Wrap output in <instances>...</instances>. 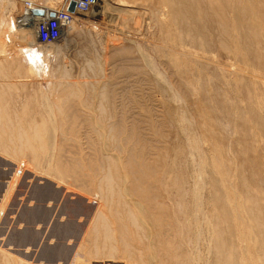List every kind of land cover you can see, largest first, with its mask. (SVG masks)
Returning <instances> with one entry per match:
<instances>
[{"label": "rangeland", "instance_id": "obj_1", "mask_svg": "<svg viewBox=\"0 0 264 264\" xmlns=\"http://www.w3.org/2000/svg\"><path fill=\"white\" fill-rule=\"evenodd\" d=\"M31 1L42 6L47 5L46 1L48 0ZM173 1L105 0L102 6L89 13L79 12L76 18V27L69 28L71 30L66 35L63 34L48 53L46 48H49L51 44H43L45 45L43 47L38 46V43L41 42L40 40L36 41L33 30L29 41L30 46H27L36 51L35 61L31 62L19 50L25 37L22 42L18 41L19 33L16 32L17 26L34 23L33 18L26 15L27 11L24 9L26 0H0L1 8L3 7L0 14L4 12L6 22L8 21L5 32L1 34L3 41H9L4 48L14 49L10 56L5 57V53L2 51L3 45H0V89L7 90L10 95L7 94L5 99L1 98L6 101L0 100V113L2 114H0V121L2 120L4 127V131L0 132V135H4L1 138H4L5 141L4 144H0V264H147L142 258L146 257L151 247L144 233L145 229L153 223V218H156L154 221L161 232L158 236L156 235L155 240L157 252L162 259L161 264H169L167 261L171 260H174L176 264H215V252L211 248L212 246L208 247V240L213 232H209L208 227L201 224V242L197 250L195 249L193 262H188V258L191 257L189 252L191 250L193 252V249H189L190 245H188L189 238L192 240V236H188L185 232L184 234L188 237L186 238L183 235L184 231L180 232L178 229L180 227L177 223L175 224L176 212L179 211L178 203L182 198L178 197L181 195V191L177 190L178 188L173 183V178L176 175L173 173L176 171L173 166L176 154L173 145L184 140H180L183 139L182 134L175 130L169 121V108L164 105L169 101L153 85V74L161 73L166 76L170 83L168 85H172L171 89L182 93L183 91L177 84L179 79H177L174 69L168 64V56L172 52L180 53L184 50L190 52L197 61L195 64L200 65L197 67L201 70V81L204 82L206 79L210 94L229 103L236 118L235 114L239 110L249 111L254 101L259 103L258 113L264 115V87H262L264 77L261 76L264 75V68H259L262 71L254 70L251 61L240 60L221 50L217 45L210 52L200 49L192 42L188 34L180 32L179 22H173L174 13L171 10L175 6V1ZM64 2L65 0H50L49 3L54 8L60 9ZM106 4L110 11L103 15L102 9ZM112 7L117 10H111ZM95 11L100 12L101 17L97 16ZM216 30V28L211 30L213 37L215 36L214 40L219 37ZM178 35L183 37L182 43L176 39ZM231 35L235 36L236 34L233 31ZM6 36H8L7 39ZM232 39L233 37L228 38L230 44H232ZM113 43L116 45L114 46ZM163 54H168V56ZM251 81H255L257 85L255 100L249 99L242 91V86ZM99 89L103 90L102 93H99ZM104 91L108 93L106 94ZM98 93L100 96H96ZM46 97L48 98L46 99ZM56 97H62L68 107L58 108L59 114L56 110L59 118L65 115V121L64 118H62L63 121L60 120L64 123L62 126L57 115L55 118L52 117L46 108L48 105L46 103L56 100ZM183 97H189L186 98L187 112L190 115H196L198 112L194 107V102L198 101L196 97H192L188 93ZM2 106H5L6 110ZM25 106L26 108H24ZM66 109L68 111H63ZM6 113L10 117L6 116ZM208 113L220 122L221 126L217 131L224 139L226 154L232 156L230 159L235 170L233 181L236 185L238 184L236 190L240 192L242 187L237 174L251 181V163L249 162L251 153L246 152V149L243 148L245 144L241 143L243 140L251 143L250 146L260 157L257 163L262 167L264 164V135L253 122L247 126L237 119L230 121L227 115L226 117L216 109H211ZM38 114L44 116L45 120L49 119L47 123L57 121L56 125H60L58 127L52 125L53 128L50 127L43 142L35 138L34 128H29L27 119L24 118V115L25 117L27 115L33 122L36 121L32 120L34 117L38 119L36 122L42 126L43 119L41 118V120ZM2 123L0 122V124ZM96 123L101 127L95 126ZM118 125H122L121 131H119ZM113 128L114 130H112ZM9 129H15V132L12 131V133ZM122 129H125L126 133L129 132L128 137ZM16 131H18L17 134ZM103 132L104 136L102 137ZM19 135H22L21 140L18 138ZM125 137H127V141L124 139ZM130 137L133 140L138 138L139 141H133ZM59 142L62 145L57 148ZM127 145L133 151L129 150ZM102 147L104 151L100 153ZM209 147L208 143L204 144L205 149L208 150ZM170 150L171 152H169ZM120 151L121 153H119ZM165 154L169 155V158ZM105 157L111 160L108 161ZM206 157L209 163L204 170L202 177L204 180L201 181V208L210 215L219 216L220 210L217 204L213 205L214 197L210 181L213 178L219 179L220 175L212 172L210 154H207ZM60 160L69 166L64 165L69 173L74 171L76 174L78 172L76 175L73 174L75 177L79 176V180L77 177L73 179L63 176L62 178V175L60 176L54 171ZM225 160L228 162L227 159ZM141 161H143L142 164ZM78 163L86 167H82V170ZM115 163L120 164L116 166ZM120 165L125 171L130 167L133 168V172H128L131 169L127 171L131 174V181L134 182H131L132 186L134 185L132 188L136 187L137 192L139 191L138 201L147 205L149 210H152L149 212L154 215L152 217L148 212L146 216H149L146 217L145 210H143L139 217L142 227L136 223L137 220L135 221L134 212L136 211L128 206L126 197L120 191L121 183H119V173H117V171L120 172ZM167 165L172 171L168 172L169 176L173 175L170 177L172 182L166 175V171L169 170ZM189 166L192 165L185 166V174ZM191 168H189L192 171L190 173L193 174L194 169L191 170ZM260 172H262V180L259 187L264 195V170ZM190 173L187 172L186 181L188 176H192ZM106 176L108 179H105ZM189 178L191 179V177ZM189 180L185 183L192 186L193 183ZM186 184L184 185L185 189ZM189 186L187 189H190ZM140 191L142 192L140 193ZM177 198H180L179 201ZM156 203L159 204L158 208L154 206ZM175 203L176 205H174ZM170 206L171 208H169ZM189 207V210L180 209L184 212L179 215L180 218L188 219V214L194 212L192 205ZM251 221L249 222L253 224L254 222ZM102 224L104 225L102 226ZM136 226L137 228H135ZM184 240L187 241L184 242ZM229 241L231 240L229 239ZM167 245L169 250L166 249ZM260 257L261 255L257 253L259 264H264V257ZM165 260L167 261L163 263Z\"/></svg>", "mask_w": 264, "mask_h": 264}, {"label": "bare ground", "instance_id": "obj_2", "mask_svg": "<svg viewBox=\"0 0 264 264\" xmlns=\"http://www.w3.org/2000/svg\"><path fill=\"white\" fill-rule=\"evenodd\" d=\"M69 1L71 2L72 0H68L66 5H68V3L70 4ZM104 1L105 0H98V4L95 6V8L102 6ZM174 1H175V6L171 9V10H173V13H174L173 22H179V24H180L179 25L180 32H185L186 34H188L191 37L192 42H194L195 45L198 46L200 49H202L204 51H207V52H210L217 45L218 48H220L221 50H223V51H225L227 53H230V54H232L235 57H238L240 60L251 61V66H252V68H254V70L255 69H259V68H264V55H263L264 54V0H174ZM49 2H50V0L46 1L47 5H42L41 6V5L37 4L36 2L31 1V3L33 5V8H34L33 12L35 13V16L33 17V15H32L31 18H33V19L35 18L36 19L38 15H41V16L42 15L43 16L50 15V16H52L51 12H55L57 10V8H54V6L52 4H50ZM95 8H93V10ZM1 9H3V7L1 8V5H0V11H2ZM111 10H117V9L112 7ZM102 11H103V15L106 14L107 12H109L110 11L109 10V6L106 4L103 7ZM33 12L31 11V13H33ZM131 12H132V10H131ZM24 13L26 14V12H24ZM78 13H79V11L76 8V11L73 12L75 18L64 29V31H63L64 35H66L72 28L76 27L75 24H76V18L78 17V15H77ZM95 14L97 16L101 17L100 12H96L95 11ZM7 22H6V19H5V14H4V12H2V14H0V45H3L2 46V49H3L2 51L5 53V55H4L5 57L10 56L11 51L14 50V49H8L9 47L7 49L4 48V46L7 45L9 41H7V40L3 41L2 40L3 36L1 34L4 33L5 32V28H7V24H8ZM31 23H24L23 26L19 25L20 27L17 26L18 30H16V32L19 33V36L17 35L18 41L22 42L23 37H25V40L23 41V44L21 43L22 47H20L19 50L22 52V54H24L26 57H28L31 62H33V61H35V53H36V51H34L31 47H27L29 45V41L31 40V31H33V30L35 31L36 41L39 40V37H38V33H37L35 22L32 23V24ZM69 28H71V29L69 30ZM214 28H216L217 29L216 32L218 31V33H219V37H218L217 40H214L215 36L213 37V34L211 33V30L214 29ZM24 30H26L25 32H28V33H25ZM233 31L236 34L235 36L231 35ZM7 37L8 36H6V39H7ZM230 37H233L232 44H230L229 41H228V38H230ZM176 39L178 41H180V43H182V41H183V37L181 35H178L176 37ZM59 40L60 39H58L56 41H59ZM56 41H54L52 43H49L51 45H50L49 48H46V50H47L46 52L47 53L52 50V48L55 46L54 44H56ZM41 43H38V46H40V47L45 46V45H43L45 43H42V44ZM113 45L115 46L116 44L113 43ZM115 50H117V49H115ZM119 51H121V50L119 49ZM125 51H126V49H125ZM163 52H164V50H163ZM116 53L118 54V52H116ZM163 55H166V54H163ZM166 56H168V54ZM37 57H38V55H37ZM168 57H169L168 64H169V66L171 68L174 69L175 75L177 76V79H179V81L177 80L178 81L177 84L180 87V90L183 91L182 92L183 94L173 91L174 89H171V87H170L172 85H170V86L168 85V84H170L169 81L167 80L166 76L162 75L161 73L153 74L154 75L153 85L155 86L156 90L161 92L162 95H164L169 102L171 101V104H169V102H167V104H166V102L162 100L164 96L162 97V99H160V101L162 100L163 102H165V104H164V105H166L165 107L169 108L168 116H169L170 123L174 126L175 130H177L180 134H182V136H183L182 138L183 139H180V140H184V141H180L179 143L176 142V143H178V144H175L176 146L173 145L175 147V150H176L175 151L176 154L174 152L175 158L173 156V158H174V165L173 166L175 167V170H176V171H173V173L176 174L174 176V178H173L174 179L173 183L178 188L177 190L181 191V195H179L178 197L182 198V200L179 198L181 202L178 203V209H179L180 212L179 211L176 212V214L178 216L175 213L174 214L176 215L175 224L177 223V225L180 227V228H178V229H180V232L184 231L183 232L184 236H186L184 234L185 232H186V234H188V236H190V235L192 236V240L189 238L188 245H190L189 249L190 248L193 249V252H191L192 250L189 252V253H191V255H189V253H188V255L191 256V257L188 258V262L189 261L193 262V260H192L193 259V255L195 254V252L197 250V247H198V245L201 242V229L200 228H201V224H203V225H206L208 227L209 232L210 231L213 232L212 235L210 236V239L208 240V247L212 246L211 248L215 252V260H216L215 264H259V261L257 259V253L259 255H261V257L262 256L264 257V195L261 192V189L259 187V184L261 183V180H262V177H261L262 172H260V171L264 170V164H263L262 167H260V165L257 163L258 160L260 159V157H258L256 152H254V148L250 146L251 143L246 142L244 140H243L242 143L240 142L241 144H245V147L243 145V148L246 149V152L251 153V157L249 158V162L251 163V179H250L251 181H248L246 179V177H243L242 175L237 174V178L239 180V184L242 187V190L240 192H237L236 188H237L238 184L236 185L235 181H233L235 170L233 169L232 162H231V159H230L232 156L230 157V156H228V154H226V150L224 148V143H225L224 139L221 137L220 132L217 131L218 129H220V126H221L220 122L217 121V119L215 117L211 116L210 113H208V111H210L211 109H216L218 111H221L223 114H225V116L227 115L230 121H235V119H237L243 125H247V126H249L250 123L253 122V123H255V127L258 128L262 132V134L264 135V115L259 114L258 111H257V107H258L259 103L257 104V101H254V103H252V106H250V110L249 111L239 110L238 113L235 114L236 115V118H235L234 113H232L231 105L229 103L225 102L224 100L217 98L215 95L213 96L212 94H210V92L208 90L209 87L207 86V83H206L207 81H206L205 78L204 79H205L206 82L205 81L204 82L201 81V79H202L201 78V70L197 67V66H200V65H198V64L196 65L195 64V62H197V61H195V58H194L193 54H191L190 52H187V51L184 50V51H182L180 53L179 52L178 53L172 52ZM248 65H249V63H248ZM2 66H4V65H2ZM169 66H167V67H169ZM136 68H137V66H136ZM259 70L262 71V69H259ZM259 75H261V74H259ZM1 76H2V74H1ZM261 76L264 77L263 74ZM240 77H239V79H240ZM150 81H151V79H150ZM86 87H88V86H86ZM256 87H257L256 82L255 81H251V82L246 83V84H244L242 86V91L245 92V94L249 97V99H251V100L254 99L255 100V98L257 97ZM262 87H264V85ZM104 89H106V88H104ZM99 90H100L99 93H102L103 90H101V89H99ZM71 91H69V92H71ZM7 92H8L7 90L3 91L2 89H0V100H3V99L6 98L5 96L9 93V92L8 93ZM99 93L96 94V96H100ZM187 93H188V95H191L192 97L193 96L196 97V99L198 100L197 103L194 102V107L198 111L197 112L198 114L196 113V115H190V113L187 112L188 110H186V108H185L186 102H187L186 98H189L190 96L184 98L183 95L186 94V96H187ZM46 95H44V96H46ZM101 96H103V94H101ZM165 97H164V99H165ZM1 98H3V99H1ZM47 98L48 97H46V99ZM56 98H57L56 100L54 99V100H50L48 102L46 101L47 102L46 104H48V105H46L47 106L46 108H48V111L52 114V117H54V118L57 115L56 110L58 108H60V109L61 108L64 109L65 107L68 108L67 107V103H65V100L62 97H56ZM104 99H106V98H104ZM3 101H6V100H3ZM190 101H191V98H190ZM66 102H67V100H66ZM1 104H2V102H1ZM5 105H6V103H5ZM2 107L5 108V110H6L5 106H2ZM201 107H203V109H201ZM24 108H26V106ZM73 110H75V109H73ZM7 111H8V109H7ZM63 111H68V110L66 109V110H63ZM22 113H24V112L22 111ZM59 113L60 112L58 111V114ZM64 114H66V113H64ZM7 115H8V113H6V116ZM8 116L10 117V115H8ZM60 116H62V115H60ZM26 117L24 115V118L27 119L26 120L27 125L29 126V128L30 127L32 129L34 128V130H35L34 136H35V138L39 139L41 142H43L45 140V138L47 137L50 127L53 128L52 125L55 126L57 124V123H55L57 121H53L52 122L51 120H50L51 123H47V121H49V119L45 120V117L42 116V115L40 116V119L41 118L43 119V122L41 123L42 126L39 125L38 122H36V121H38V119H35L33 117L32 120L34 119L36 121L32 122L31 119H29V116L26 115ZM57 117H58V115H57ZM64 117H65V115H64ZM64 117H62V118H64ZM7 118L8 117H6V119ZM30 118H31V116H30ZM62 118L58 117V119H59L58 121H60ZM0 119H1V117H0ZM8 120H9V118H8ZM8 120H7V122H8ZM62 121H63V119H62ZM64 121H65V118H64ZM0 122L2 123V120ZM7 122H6V124H7ZM53 123H55V124H53ZM62 124H64V123L61 122V126H62ZM121 124H123L122 121H121ZM88 125H89V123H88ZM90 125H91V123H90ZM5 126L7 128V125H5ZM16 126L19 127L20 125H16ZM56 126L58 127L60 125H56ZM63 126H65V125H63ZM95 126L101 127V125L97 124V123L95 124ZM118 126H119L118 129H119L122 125L121 126L118 125ZM2 127H3V123L0 124V132L1 133H2V131H4L3 130L4 127L3 128ZM8 127H10V126H8ZM121 128H120L119 131H121ZM55 129H57V128H55ZM110 129H111V127H110ZM9 130H11L10 132H12L15 129L14 130L9 129ZM21 130H23V129H21ZM112 130H114V128ZM18 131H16V134L18 133ZM124 132H125L126 136L129 133V132L126 133V131H124ZM118 133H120V132H118ZM108 135H109V133H108ZM3 136H2V134L0 135V144H2L3 142L5 143L4 138H1ZM21 136L22 135H19L18 138H20ZM25 136H26V134H25ZM59 136H60V134H59ZM103 136H104V132L102 134V137ZM127 137H125L124 139L126 140ZM130 138L132 139V137H130ZM20 140H21V138H20ZM39 140H38V142H39ZM116 140H118V139H116ZM133 141H139V140H138V138H137V140H135V138H134ZM10 142H12V141H10ZM130 142H131V140H130ZM207 143L210 146L208 148V150L204 148V144H207ZM119 144H121V143L119 142ZM58 145L59 146L57 148H60V145H62V143H60ZM138 145H139V143H138ZM103 147L100 149V153H102V151H104ZM127 147H128V145H127ZM127 147H126V150H128ZM172 147H170V149ZM63 148L64 147L62 146V149ZM53 149H55V148H53ZM53 149H51V150H53ZM129 150L133 151L130 148H129ZM60 151L63 152V150H61V149H60ZM121 151L119 153H121ZM105 152H107V151H105ZM169 152H171V150ZM129 153H131V152H129ZM207 154L208 155L210 154V156H211V160H210L211 163L210 164L213 166V171L212 172H214L215 174L220 175L219 179L213 178L210 181L211 189H212L213 197H214V204L213 205L217 204L218 209L220 210V215L219 216L218 215L215 216V214L214 215H210V214L206 213L205 211H203L202 208H201V201H202L201 200V187H202L201 186V181L203 179L202 177L204 176V170L207 167V164L209 163V161H208V159L206 157ZM189 155H191V156H189ZM226 155H227V158H226ZM53 156H55V155H53ZM63 156H62V158H63ZM165 156H167V154H165ZM188 156L190 157L189 161H188ZM98 158H99V156H98ZM105 159H107V158L105 157ZM164 159H165V157H164ZM225 159H227L228 162ZM110 160H108V161H110ZM119 160L121 161L120 158H119ZM79 161H81V159H79ZM87 161H88V159H87ZM134 162H136V161L134 160ZM137 162H138V160H137ZM65 163H67V162H65ZM142 163H143V161H141V164ZM163 163L165 164V162H163ZM171 163H170V165H171ZM115 164H117V163H115ZM118 164H120V163H118ZM118 164L116 166H118ZM134 164H137V163H134ZM146 164L148 165V163H146ZM64 165L67 166L66 164H63L62 160H60L57 163L56 168H55L54 171L57 174H59L60 176L62 175V178H63V176L67 177V178L72 177L73 179L77 177L78 180H79V176L75 177V175L78 172H76V174H75V172L73 171V173L75 175L73 173H69L67 171L68 170L67 167H69V166H67L66 169H65ZM72 165H73V163L70 164V168H71ZM79 165H80V167L82 169L83 165L82 166H81V164H79ZM187 165H192L193 167L191 166L192 167L191 168L189 166V168H191V170L194 169L193 170L194 171L193 174L190 173L192 171H190L189 168L187 169L189 171V173L192 175V176H188V180L190 179L189 177H191V179L189 181H192V183H193L192 186H189L190 185L189 183H187L189 185H187L185 183V182L188 181V180L186 181V178H187L186 174H187L188 171L186 170L187 171L186 174H185V171H184V168ZM76 166H73V167L75 168ZM89 166H88V168H89ZM168 166L169 165H167V167ZM51 167H53V166H51ZM73 167H72V169H74ZM85 167H83V168H85ZM111 167H112V165H111ZM119 167H121V165ZM141 167H140V169H141ZM92 168H93V166H92ZM95 168H97V167H95ZM130 169H131V167H130ZM130 169L128 168L127 171L130 170ZM138 169H139V167H138ZM168 169H169V167H168ZM114 170H116V169H114ZM132 170H133V168L131 169V171H128V172H133L134 170L133 171ZM166 170H167V168H166ZM170 170L171 169L166 171V175H168V172H170V173L172 172ZM75 171H77V170H75ZM127 171H125V169L122 168V167L120 168V172L117 171V173H119V179H120L119 183H121L120 184V191L126 197V199H127L126 201L128 203V206H130V208L133 209V211H136V212H134L135 221L137 220L136 223L140 225L139 217H141L140 214H142L143 210H145V216H146V213H148L149 211H152V210H149L147 205L143 204L141 201H138L137 197H139L138 196V192L139 191L137 192L136 187H135V189L132 188L134 185L132 186V183H131V182H133V181H131V177H130L131 174L127 173ZM143 171H146V170H143ZM86 173L87 172L85 171V174ZM94 173H96V172H94ZM143 173H145V172H143ZM59 175H57V176H59ZM171 176H173V175H171ZM171 176L168 175V178L171 179L170 178ZM146 178H148V177H146ZM162 178H160V179H162ZM105 179H108V177L106 176ZM108 182H109V180H108ZM163 182H166V181H163ZM171 182H172V179H171ZM185 184L187 185L186 189L184 187ZM166 186H167V184H166ZM188 186L190 187V189H187ZM110 188H112V187L110 186ZM166 189H167V187H166ZM112 190H114V189L112 188ZM141 192L142 191H140V193ZM189 194H190V196H188ZM186 197H188L190 199L187 200L188 198H186ZM179 199H178V201H179ZM116 202H117V200H116ZM117 204L119 205V203H117ZM158 205L159 204L156 203L154 205L155 208L156 207L158 208L159 207ZM171 205H172V203H171ZM174 205H176V203ZM190 205H192L194 212H192L191 214H188V216H189L188 219H183L184 217L180 218L179 215L184 213L183 210H186V209L189 210L190 209V207H189ZM169 208H171V206ZM172 208H174V207H172ZM127 209H129V208H127ZM178 209L175 208V210H178ZM180 209H183V210H180ZM172 210H174V209H172ZM133 211L131 210V213ZM153 211H155V210H153ZM148 214H151V213L149 212ZM100 215H102V214H100ZM151 215H152V217L154 216L153 213ZM148 216L149 215H147L146 217H148ZM97 217H99V216H97ZM173 217H174V215H173ZM132 218H133V216H132ZM154 219H156V218H153V223L150 224V226L145 229L146 231L144 233L145 237L149 240V245L151 247V250H150V252L147 253L146 257L142 258V259H144V262H146L147 264H161L162 263V261H161L162 259L159 257V254H158L157 249H156L157 245H156V241H155L156 240V235L158 236V234H160L161 232H160L159 226L157 225V223H155ZM251 220L254 222L253 224H251L249 222ZM126 222H127V220H126ZM136 223H135V225H136ZM119 224H121V223H119ZM103 225L104 224H102V226ZM135 228H137V226ZM141 229H143V228H141ZM143 231H144V229H143ZM105 232H106V230H105ZM107 233H108V231H107ZM109 235H110V232H109ZM254 236H256V237H254ZM186 238H188V237L186 236ZM229 239L231 241H229ZM186 241L184 240V242H186ZM130 248H131V246H130ZM110 249H111V247H110ZM166 249L169 250L168 245L166 246ZM239 249L241 250L240 252H239ZM139 252H141V251H139ZM129 254L131 255V253H129ZM5 260H6V258H5ZM166 261L167 260H165L163 263H165ZM80 263H81V261H80ZM111 263H112V261H111ZM167 263L176 264V263H174V260H171L169 262L167 261Z\"/></svg>", "mask_w": 264, "mask_h": 264}, {"label": "built area", "instance_id": "obj_3", "mask_svg": "<svg viewBox=\"0 0 264 264\" xmlns=\"http://www.w3.org/2000/svg\"><path fill=\"white\" fill-rule=\"evenodd\" d=\"M68 0H65L62 8H57L55 11V16H41L38 15L37 18L33 19L36 25L39 40L42 43L48 44L52 43L61 38L64 29L74 20L75 16L73 12L68 10V5H66ZM77 10L80 13H89L98 4V0H76ZM70 2V1H69ZM25 11L30 17L35 13L33 12V5L30 0H26ZM31 11L34 13H31Z\"/></svg>", "mask_w": 264, "mask_h": 264}, {"label": "water", "instance_id": "obj_4", "mask_svg": "<svg viewBox=\"0 0 264 264\" xmlns=\"http://www.w3.org/2000/svg\"><path fill=\"white\" fill-rule=\"evenodd\" d=\"M77 8V1L76 0H72L69 4L68 10L70 12H75ZM52 16H55V12H51Z\"/></svg>", "mask_w": 264, "mask_h": 264}]
</instances>
